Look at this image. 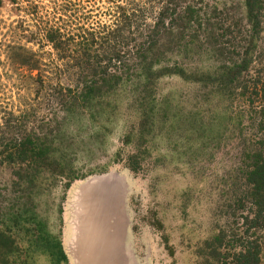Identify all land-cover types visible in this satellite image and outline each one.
<instances>
[{
	"label": "rangeland",
	"instance_id": "374dc122",
	"mask_svg": "<svg viewBox=\"0 0 264 264\" xmlns=\"http://www.w3.org/2000/svg\"><path fill=\"white\" fill-rule=\"evenodd\" d=\"M138 1L145 0H0V123L21 122L45 151L22 163L0 153V264H79V186L93 177L108 175L124 184L127 264H206L203 243L228 224L229 184L244 148L239 133L248 131V122L230 121L235 110L222 90L166 74L144 99L135 81L84 102L64 92L63 106L42 94V81L75 90L77 83L60 70L46 29H59L64 39L90 28L98 35L117 5ZM187 1L225 10L238 28L251 30L244 0ZM155 10L148 9L146 23H153ZM262 16L253 41L258 64L252 67L259 72L264 9ZM168 46V63L176 62L187 76L221 61L202 54L185 58ZM46 236L60 243L65 260L49 255Z\"/></svg>",
	"mask_w": 264,
	"mask_h": 264
},
{
	"label": "trees",
	"instance_id": "16d2710c",
	"mask_svg": "<svg viewBox=\"0 0 264 264\" xmlns=\"http://www.w3.org/2000/svg\"><path fill=\"white\" fill-rule=\"evenodd\" d=\"M244 4L251 28L247 33L225 10L203 2L197 7L187 0H145L134 7L117 5L112 21L99 25L98 35L90 27L65 39L59 29L45 30L47 42L62 61L60 70L75 76L77 82L76 90L41 82L43 96L49 95L59 106L68 102L64 92L74 101L84 102L133 81L143 87L144 99L151 96L154 80L173 74L214 85L232 103L235 112L230 111V121L235 120L239 126L246 118L248 131L239 133L244 148L229 184L232 195L225 213L229 225L219 227L203 243L201 252L206 264H264V72L252 67L258 64L253 41L260 33L264 0H244ZM148 9H156L152 24L146 23ZM78 38L80 41L75 43ZM97 44L98 48L93 49ZM168 45L179 49L176 54L185 58L188 54H202L221 61L210 71H195L187 76L176 62L168 63ZM26 64L34 69L31 62ZM0 147L5 159L20 163L42 158L40 155L45 153L23 132L19 121L15 125L0 123ZM43 241L56 262L66 259L58 241L49 236Z\"/></svg>",
	"mask_w": 264,
	"mask_h": 264
},
{
	"label": "bare ground",
	"instance_id": "6f19581e",
	"mask_svg": "<svg viewBox=\"0 0 264 264\" xmlns=\"http://www.w3.org/2000/svg\"><path fill=\"white\" fill-rule=\"evenodd\" d=\"M93 190L89 189V188H85L83 193H79L78 197H79V204H78V208H79V205H80V208H81V211L84 209V208H87V215L85 216H88L89 215V211H90V206L91 208L93 209L92 210V213H91V218H89L91 221V226H92V229H91V234H93V238L96 240L95 242H89L87 238H90V236H88L89 232H87L86 230H83L84 227H85V224H86V221L85 220H82L80 221V225H79V231L80 232V238L78 236L77 238V241L78 242V252H77V256L79 258H82V259H78L80 261L79 264H116V261L120 263V255L116 252V249H118L119 245L118 244H115L114 246H111V245H108L107 244V231L110 232V230H108L107 228H103L104 226V218L105 216L104 215H99V213L96 211L97 209H99V203H98V200L102 201V203H104V210L107 211L108 210V202L107 204L106 201H103L101 199V197H96L97 195H99L98 193H95L92 195H90V193H92ZM106 194V197L107 193H104V195ZM111 194V193H110ZM111 196V195H108V197ZM91 198V200H88V198ZM96 198L98 199L97 201ZM101 208V207H100ZM80 211V209H79ZM86 212V209H84V211H82V214L81 215H84ZM107 214V212H106ZM118 219H117V223L120 224L121 228H122V223H121V219H122V216L120 213L117 214ZM85 218V217H83ZM86 219V218H85ZM117 223H114L113 224V233H114V236L116 238V241H118L119 239V235H117L116 232H119V228H115V225ZM96 227H98L99 229H96V231H93ZM101 229V230H100ZM121 235V234H120ZM87 243V244H86ZM95 245V250L98 249V253L94 256V257H88L86 256V260H84V256H82L86 249H87V254H90V249ZM101 249V251H100ZM106 252V253H105ZM99 253H104L106 255H108V259H104L103 260V263L99 260H96V257L99 256ZM105 255V256H106ZM113 258H111V256H113ZM100 259V258H98ZM84 260V261H82Z\"/></svg>",
	"mask_w": 264,
	"mask_h": 264
},
{
	"label": "water",
	"instance_id": "95a60500",
	"mask_svg": "<svg viewBox=\"0 0 264 264\" xmlns=\"http://www.w3.org/2000/svg\"><path fill=\"white\" fill-rule=\"evenodd\" d=\"M85 188H89L93 190L90 195L93 196V194L98 193L96 197H101L103 201H106L105 204L108 202V210H104V203L102 201L98 200L96 198L95 201L98 200L99 203V209L96 211L99 213V215H104V226L103 228H107L109 231H107V244L114 246L115 244H118L119 247L116 249V252L121 255L122 257L120 258L121 264H126L125 257L123 256V232L126 231V217H125V210H124V191L125 187L123 182L118 179V178H113V177H108L107 176H101V177H93L90 178L89 180L85 181L79 186V191L83 193ZM104 193H109L108 195H111L106 197V194ZM111 193V194H110ZM101 207V208H100ZM107 212V214H106ZM120 213L122 216L121 223H122V229H121V235L119 236L118 241H116V238L113 233V224L116 223L118 217L117 214ZM80 236V235H79ZM122 237V238H121ZM98 252V249L96 250ZM101 251V249H100ZM95 253V251L93 250ZM92 253V252H91ZM106 253V252H105ZM104 253H99V256L96 257V260H99L103 263L104 259H108V255ZM100 258V259H98Z\"/></svg>",
	"mask_w": 264,
	"mask_h": 264
},
{
	"label": "crops",
	"instance_id": "0c3cea01",
	"mask_svg": "<svg viewBox=\"0 0 264 264\" xmlns=\"http://www.w3.org/2000/svg\"><path fill=\"white\" fill-rule=\"evenodd\" d=\"M88 200H91V198L89 197L88 199H87V201ZM84 209H86V212H85V214L84 215H82L81 216V220H85L86 221V224H85V227H84V229L83 230H86L87 232H89V234H88V236H90V238H87L88 239V241L89 242H95L96 240L93 238V234H91L90 232H91V229H92V226H91V220L89 219V218H91V213H92V208H91V206H90V211H89V215L88 216H85V215H87V208H84ZM84 209L82 210V211H84ZM83 217H85V218H83ZM117 223V222H116ZM115 228H119V230H121L120 228H121V226H120V224H116L115 225V227H114V229ZM79 229V228H78ZM96 229H99L98 227H96L93 231H96ZM101 230V229H100ZM80 231V230H79ZM87 244V243H86ZM91 251H90V254H87V249H86V251H85V253L82 255V256H84V260H86V256H88V257H94L98 252L95 250V245L90 249ZM93 250L95 251V253L93 252ZM92 252V253H91ZM114 257V255L113 256H111V258H113ZM78 259H82V258H79V257H77ZM84 260H82V261H84ZM116 264H119L117 261H116Z\"/></svg>",
	"mask_w": 264,
	"mask_h": 264
},
{
	"label": "flooded vegetation",
	"instance_id": "af4514ba",
	"mask_svg": "<svg viewBox=\"0 0 264 264\" xmlns=\"http://www.w3.org/2000/svg\"><path fill=\"white\" fill-rule=\"evenodd\" d=\"M120 233H121V232H118V234H117V235H119V236H120ZM126 264H127V262H126Z\"/></svg>",
	"mask_w": 264,
	"mask_h": 264
}]
</instances>
